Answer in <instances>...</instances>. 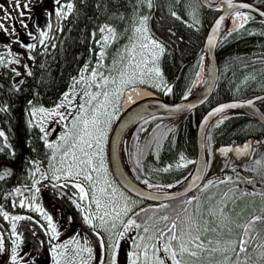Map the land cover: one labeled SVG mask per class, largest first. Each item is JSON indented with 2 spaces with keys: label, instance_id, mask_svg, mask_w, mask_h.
Returning a JSON list of instances; mask_svg holds the SVG:
<instances>
[{
  "label": "snow or ice",
  "instance_id": "snow-or-ice-1",
  "mask_svg": "<svg viewBox=\"0 0 264 264\" xmlns=\"http://www.w3.org/2000/svg\"><path fill=\"white\" fill-rule=\"evenodd\" d=\"M29 3H25L23 9H28ZM53 3L56 7L46 13L47 23L41 25L37 22L33 32L28 30L29 25L24 22L25 12L20 7V0H14L15 7L19 10L21 17L20 24L28 30L27 35L33 41L31 43L26 44L19 39L15 26L9 31L5 24L0 22V31L9 37L15 36L16 39L12 43L19 44L21 48L25 49L28 59L31 61H35V56L31 53L38 45L43 46L45 52L50 44L52 47L56 46L52 43L50 33L63 31L62 28L55 26L51 18L54 16L64 20L74 11V0H53ZM129 3L132 12L130 17L118 12L112 13L109 17V19L121 22L128 21L122 32L118 31L116 25L105 22L90 33L91 41L99 49L95 52L96 61L93 64L89 58L83 64L82 68L78 70V75L71 77L68 90L62 93L58 102L54 103L52 107H45L34 99L28 100V107L25 109L28 116L26 123L29 129L39 130L41 134L39 139L43 141L44 147L50 150L48 168L43 169V164L39 160L26 159L25 177L30 182L14 187L11 191L0 195V199L10 200L12 208H27L41 214L47 222L46 227L45 225H41V227L45 228V234L49 236L48 243L51 246L53 264H91L94 257L93 248L87 238L83 240V243L77 237L59 244L52 243L58 239L60 232L56 223L53 222L52 216L36 202L37 196L35 195L40 192L38 185L48 179L71 181V186L78 190L79 200L86 204L83 209L86 212L83 217L85 223L93 228H102L108 234L107 242L103 238L100 239L99 264H105V259L106 264H119V250L121 241L124 239L131 240V249L127 253V264H264V234L257 227L264 225V215H251L247 220H242V213H236L234 206L229 208V204L235 205V201L241 196L255 195L256 193L243 192L238 187H233L223 193L219 199L215 194L208 195L204 202L194 195L181 201L178 207L160 204L158 210L171 209V211L157 214V209L141 208L139 211H133L138 202L131 200L122 192L119 193L118 198V189L112 186L107 179L103 181L107 187H98L101 183L100 174L106 173L104 141L107 129L112 119L116 118L123 95L141 85L156 88L163 91L165 95L172 92V87L167 85L159 66V61L166 53V46L154 38L148 26L151 10L156 6L155 0H129ZM196 3L223 12L216 19L207 38L206 48L209 49L216 46L218 38L226 40L233 35L232 32L227 31L226 24V21H230L233 16L237 18L242 16L245 21L238 25L235 30L237 33L244 30L246 23L253 19L249 12L241 11L252 8L247 3L237 4L233 0H196ZM174 4L176 6L186 5L188 14L193 18L194 23L187 24L178 12L172 9H170L171 17L185 23L188 27L199 24L197 18L199 9L192 8L189 0H174ZM96 7L100 8L101 5L98 3ZM145 8L149 14L144 13L143 9ZM255 11L260 17H264V11L258 9ZM5 12L6 19L15 20L10 12L7 10ZM169 32L171 35H175L171 29ZM122 36L127 38L128 43L118 48L111 57V64L106 65L108 49L113 44H117ZM5 48L7 55L0 54V67L9 68L15 64L21 65L25 70L22 73L17 67L10 68L13 73V86L9 91L19 93L22 91L21 86L25 83L23 76L31 77L33 72L28 64H22V53H13L11 44H5ZM89 53H93L91 47ZM204 60L205 56L201 55L200 61L196 65L197 69ZM195 75H199L198 70ZM201 83H206V81ZM0 88H3V85H0ZM34 96L38 97L39 93H34ZM78 97L79 100H77ZM184 98L187 99V96ZM255 99L264 100V97ZM246 104L252 106L254 100H248ZM241 106L243 105L238 103L220 105L208 113L203 123L207 125L210 119L216 115L224 113L227 109ZM188 107H192V105ZM179 108L180 106H176L177 110ZM8 111L7 103L0 102V113ZM140 119L144 120L146 124L149 123V120L142 115ZM53 123L61 125L63 130L55 140H50L49 137L56 131L55 128L49 127ZM223 123L224 119L220 120L216 127H220ZM160 127L159 124L156 125L157 129ZM166 131L170 132L172 129H166ZM0 138H2L0 139V154H6L11 161L7 165L0 166V181H6L14 175L12 163L15 162L16 152L8 142L9 138L3 129H0ZM154 142L158 148L163 146L159 135L154 137ZM250 148L251 145L246 144L244 149L229 147L221 148L219 151L225 155L232 151H235L237 155H250ZM137 163L139 165V160ZM191 163L194 162L186 160V157L181 153L175 167H187ZM173 167L174 165L169 164L162 169H156V171L167 173ZM249 171L256 173L261 180H264V158L254 160L253 167ZM201 179H203L202 176L196 177V180ZM79 180L88 184L87 190L83 184L77 182ZM238 182L253 185L256 183L255 179L237 176V180H233L232 177H225L218 181H206L200 191L203 194L210 186L237 185ZM143 183L147 185L148 189L173 187V185L152 184L147 179ZM195 183L193 181L189 184L185 191L191 190ZM56 186L53 185V187ZM59 186L66 187L67 185ZM196 187L199 188V185ZM26 193L33 194L29 197ZM260 194L264 195V192ZM165 195L167 194L165 193ZM12 197L18 199H11ZM146 198L159 200L160 197L148 193ZM93 206L95 215L92 211ZM77 207H81V205L77 204ZM234 213L236 219H233ZM0 217L10 224V228L6 230L3 229V225H0V257L7 251V264H35V258L29 260L27 253L21 255L24 233L18 231L19 222L31 221L32 217L10 214L2 203H0ZM233 228L239 229L235 238L232 236ZM130 233H134V235H129ZM225 234H227L226 239L224 238ZM96 235L99 237L98 232ZM217 256L221 259H217Z\"/></svg>",
  "mask_w": 264,
  "mask_h": 264
},
{
  "label": "trees",
  "instance_id": "trees-1",
  "mask_svg": "<svg viewBox=\"0 0 264 264\" xmlns=\"http://www.w3.org/2000/svg\"><path fill=\"white\" fill-rule=\"evenodd\" d=\"M264 9V0H248ZM101 7L97 8L96 4ZM192 8H198L197 18L199 24L188 27L185 23L175 20L170 15V9L176 10L187 24H193V18L188 14L187 6H176L174 0H155V7L151 10L149 20L150 33L166 46V53L161 58V69L163 75L172 87V92L163 96L170 100H179L189 93L196 78V65L200 61L204 39L207 30L219 11L205 6H200L196 0H189ZM145 14L148 10L143 9ZM123 13L130 17L131 4L129 0H74V11L67 19H58L57 28L63 31L52 33V43L45 52L43 46H37L31 54L35 61L22 62L30 66L33 75L23 76L25 83L21 86L19 93L10 92L13 86V73L10 68L0 67V102L7 103L9 111L0 113V129H3L8 136V142L16 152L15 162L12 163L14 175L6 181H0V195L11 191L14 187L30 181L25 177V160H39L43 169L48 168V156L50 150L44 147L43 141L39 139L40 133L36 128L29 129L26 123L28 118L25 109L28 107V100L34 99L45 107H52L58 102L62 93L68 90L71 77L78 75V70L91 58L92 63L96 61L95 52L99 49L91 41L90 33L105 22L117 26L118 31H123L128 21L121 22L116 19H109L112 13ZM253 19L246 23V28L237 33L235 29L229 30L233 35L226 40H221L217 47V58L219 62V78L212 96L203 105L194 109L186 115H156L144 123L146 128L143 135L138 138L142 125L132 129L126 145V161L133 174L140 180H149L152 184L172 185L182 180L191 167L176 168L175 164L182 153L186 157L196 156V128L202 114L218 102L232 98H246L254 94L264 92V21L258 20V16L250 13ZM169 29L175 33L171 35ZM198 29V30H197ZM253 33V34H250ZM99 38V37H97ZM181 38H183L181 40ZM127 38L122 36L117 44L108 49L106 65L111 64V57L118 48L127 44ZM93 53H89V48ZM15 52V51H14ZM201 65V63H200ZM200 67V66H199ZM20 79V78H16ZM38 92L39 96H34ZM79 100V97L77 98ZM155 117V119H153ZM246 119L249 116L234 114L224 120L220 127L212 125L209 129L208 138L210 143H224L230 140H242L244 134L250 133L246 127ZM159 124L160 129L156 128ZM49 127L56 131L49 137L55 140L63 130L61 125L50 124ZM249 127V126H248ZM166 129H172L167 132ZM159 135L162 147H157L154 137ZM2 139V138H0ZM35 149V151H33ZM157 153L159 158L157 159ZM139 160V165L137 161ZM11 163L6 154H0V166ZM172 164L174 167L167 173L156 171ZM51 183L43 180L38 187ZM232 184H223L218 187H209L205 193L196 196L202 202L210 194H215L217 199L233 188ZM243 191V188L238 187ZM33 193H26L29 197ZM36 194V193H35ZM231 195V193H229ZM239 195V193H237ZM191 195L178 199H170L160 202H148L135 211L144 209H157L160 204H169L178 207L181 201L191 198ZM11 199H18L12 197ZM250 199V198H248ZM248 199L246 202H248ZM5 205V210L10 214L19 215L23 213L22 208H12L10 200L0 199ZM231 204V203H230ZM229 204V205H230ZM244 206V204H243ZM231 206L230 208H232ZM235 212L241 205L237 204ZM167 210H158L157 214H163ZM151 214V213H149ZM235 216V213L233 214ZM3 229H9L10 224L0 217ZM20 228V225H18ZM129 235H134L130 233ZM227 238V235L224 237ZM123 249L127 253L131 249V240H122ZM8 253L6 252L5 255ZM5 258L3 259L4 262Z\"/></svg>",
  "mask_w": 264,
  "mask_h": 264
},
{
  "label": "flooded vegetation",
  "instance_id": "flooded-vegetation-1",
  "mask_svg": "<svg viewBox=\"0 0 264 264\" xmlns=\"http://www.w3.org/2000/svg\"><path fill=\"white\" fill-rule=\"evenodd\" d=\"M13 1L14 0H0V6H2V8H0V22L4 23L5 26L9 29V31H11L13 26H15L19 39L24 41V43L26 44L31 43L33 41H31L28 37L27 31L31 30L34 32L37 22H39L41 25L46 24L48 21L46 13L51 12L56 7V5L53 3V0H30V3L29 0H20L21 9H23L25 3H29L28 9H23L25 14L29 12L28 17H31V19H24V22L29 25L28 30H26L20 24L19 10H17L16 7L13 5ZM5 10H7V12H10L11 15L15 17V20L6 19ZM51 19L57 27L58 19L54 16ZM50 35H52V33H50ZM15 39V36L9 37L5 35L3 31H0V54L7 55V49L5 48V44H11L13 53H22V62H29L28 53L26 52V50L21 48L19 44L12 43V41ZM14 66L19 68L22 73L25 71L21 65L14 64ZM257 104L264 111V100L258 101ZM194 109L184 114L171 115H186ZM204 114L205 112L202 114L201 118ZM240 114L247 115L250 117V115L244 112H241ZM151 117L152 116L146 119L149 120ZM201 118L199 119V122ZM245 123L248 130L250 128L252 129L250 133L248 132L244 134L245 136H242V140L240 141L230 140L228 142L219 144L212 142L210 143L208 138L209 132L206 138L209 156V168L207 170L205 178L206 180L209 179L210 176L213 175V173H217L216 175H214V177L218 178V180L219 178L224 179L225 177H232L233 180H237V176H239L245 179H255L256 181L254 185L247 184L244 182H238L237 185H233L236 187L243 188V192L256 193L255 195L241 196L235 201V205H229L230 208L231 206H236L238 204V200L243 198H250L249 200L252 201L251 207L254 208L252 209L249 215H245V210L242 207H239L236 210V213H243L241 217L242 220H247L251 215H264V195L260 194L264 192V180H261V178L256 173L249 171V169L253 167L254 160L264 158V125L251 117L250 119H246ZM143 124L144 120H142L136 125H142L141 130L138 133V138H140L146 130ZM249 138H252L253 141H259L257 144H252L250 155H241L240 157H237L230 153L229 156L224 158L220 157L218 153H216V148L220 145L231 143H243ZM54 184L57 186L53 187ZM62 184H66L67 186L60 187L59 185ZM71 184L72 182H59L57 184L47 183L46 186L40 187L39 193L35 194L37 196L36 202L44 209L45 212L52 216L53 222L56 223L57 229L60 232L58 239L53 241L52 243L59 244L62 242H67L73 237L79 238L81 240V243H83V240L87 238L90 242V246L93 248L94 258L92 259L91 264H99L101 255L100 239L102 238V236H100L98 228H93L87 223H85L83 217L86 212L83 209L86 207V204L79 200L78 190L72 187ZM196 191L191 192L189 195L196 196L201 193V191L197 193ZM77 204H80L81 207H77ZM19 215L32 217L31 221L19 222L20 228L18 227V231H23L24 233V243L21 245V255L27 253V259L31 260L32 258H35V264H53L52 254L50 251L51 246L48 243L49 236L45 234V228L41 227V225H45L46 227L47 222L42 218L41 214L30 211L27 208H24L23 213ZM233 219H236V215H233ZM257 227L261 231V233L264 234V225H258ZM238 231L239 229H233V238L236 237ZM97 232L99 233V237L96 235ZM123 247L124 246L121 241V248L123 249ZM124 256L125 251L123 250L122 254L119 255V259L125 261ZM219 258L220 257L217 256V259Z\"/></svg>",
  "mask_w": 264,
  "mask_h": 264
},
{
  "label": "water",
  "instance_id": "water-1",
  "mask_svg": "<svg viewBox=\"0 0 264 264\" xmlns=\"http://www.w3.org/2000/svg\"><path fill=\"white\" fill-rule=\"evenodd\" d=\"M234 3H247L252 6L251 9H242L241 11H249L254 14H256L259 17V20L264 21V17H260L258 12L255 11V9H258L259 11H264L263 8L259 7L258 5L248 1V0H233ZM207 7V6H205ZM209 8V7H208ZM215 9V8H212ZM223 12L220 11L217 17L214 19V21L209 26L202 50L205 52L206 56V66L204 71V77L200 81L199 85L193 89L192 93L187 96V99L184 100H168L163 97H149L142 101H140L138 104H136L134 107H131L124 111L117 121L115 122L113 129L110 133L109 140H108V158H109V164L110 169L119 183V185L126 190L128 193L132 194L135 197H138L144 201L148 202H160L170 199H178L181 198L189 193H191L194 190H197V192L200 191L201 188H203V185L208 180L215 181L216 178H211L206 181V173L208 170V164H209V156H208V150H207V132L209 127L211 126L212 122L221 114L216 115L215 117L211 118L209 121V124H204V119L210 113L214 108L229 104V103H238L243 106L227 109V111H239L244 112L248 115H250L252 118L257 120L259 123L264 125V111L261 109V107L257 104L259 99H255L256 97H264V92L257 94L255 96L246 98V99H230L227 101L220 102L213 107H211L209 110L205 112L203 117L201 118L196 131V158L197 161L194 164L193 169L187 175V179H182L176 186L166 189V190H157L154 188L148 189L147 185L140 182L133 174L129 166L127 165L126 159H125V140L128 132L142 119H140V116H144L145 118L151 115L156 114H184L189 112L190 110L199 107L204 102H206L211 95L214 92V89L216 87L218 77H219V63L217 58V47L220 42V39L218 38L216 46L213 48H206V41L208 36L211 33V29L216 21V19L222 15ZM228 21H226V24ZM223 35V33H221ZM202 81H206V83H201ZM248 100H254V104L252 106H248L246 102ZM189 105H192V107H188ZM176 106H180V108L177 110ZM224 112V113H225ZM223 114V113H222ZM210 125V126H209ZM258 140H252V138H249L245 140L243 143L238 144H224L220 145L216 148V153L220 157H227L229 154H233L234 156L240 157L241 155H237L235 151L228 152L227 155L221 153L219 150L221 148H241L244 149V146L246 144H250L252 147V144H257ZM251 148L249 149L250 152ZM246 156V155H242ZM206 165V166H205ZM203 169V171H200ZM216 174V173H213ZM202 176L203 179L196 180L197 176ZM193 181H195V185H193L192 189L189 191H185L187 186L191 184ZM196 185H199V188L196 187ZM143 193V195H140ZM148 193H152L154 195H159V200H153L146 198ZM165 193L167 195H165ZM174 197V198H173Z\"/></svg>",
  "mask_w": 264,
  "mask_h": 264
},
{
  "label": "rangeland",
  "instance_id": "rangeland-1",
  "mask_svg": "<svg viewBox=\"0 0 264 264\" xmlns=\"http://www.w3.org/2000/svg\"><path fill=\"white\" fill-rule=\"evenodd\" d=\"M12 3H13V5L15 6L14 1H13ZM28 16H29V12H28L27 14H25L24 19H27ZM20 20H21V17H20ZM228 30H230V29H228ZM159 66H160V68H161L160 61H159ZM163 78H164V80H165L164 75H163ZM165 81H166V80H165ZM146 86H147V85H146ZM121 113H122V111H121V103H120L119 106H118V111H117V113H116V118L112 119V121H111V123H110V125L108 126V129H107V135H106V138H105V141H104V164H105V168H106V173L102 172V173L100 174V175H101V183L98 185V187H107V185H105V184L103 183V181H104L105 179H107V180L112 184V186H114V187H116V188L118 189V192H117V197H118V198H119V193L122 192V193H124L125 196L129 197L131 200H135V201L138 202V203H137V206H135V207L133 208V211H135V210L138 209L140 206L144 205V202H143L141 199H138L137 197H135V196H133L132 194H130V193H128L127 191H125V190L119 185V183L116 181L115 177L113 176V174H112V172H111L110 164H109V158H108V140H109V136H110V133H111V131H112V129H113V126H114L116 120L119 118V116L121 115ZM231 114H232L231 112H228V113H226V114H222V115L220 116L219 121L222 120V119H225V117H227V116H229V115H231ZM219 121H218V122H219ZM218 122H215V123H218ZM93 175L95 176V173H94ZM61 180H64V179H61ZM53 181H55V180H53ZM77 182L83 184V186L86 188V190L88 189V187H89L88 184H87L86 182H84L83 180H79V181H77ZM98 195H99V193H98ZM246 200H247V198L240 199V200H238V204L242 206V208L245 210V215L247 216V215H249V214L251 213V211H252V209H253L254 207H251V204H252V201H251V200L248 199V202H246ZM120 202H121V204L123 203L122 200H121ZM243 204H244V206H243ZM92 211L95 213V208H94V206H93ZM242 214H243V213H242ZM0 225H2V224L0 223ZM233 229H235V228H233ZM98 231H99V233H100V236H102V238L104 239V241L107 242V236H108V234H107L102 228H98ZM7 242H8V240H7V238H6V243H7ZM6 246H7V244H6ZM6 252H7V251H6ZM6 252L4 253V255H3L2 257H0V264H7L8 254L5 255ZM122 252H123V250H122V248L120 247L119 255H121ZM100 257H101V255H100ZM4 258H5V260H4V262H3V259H4ZM219 259H221V257H220ZM105 264H106V259H105ZM119 264H127V263L124 262V261H122V259H119Z\"/></svg>",
  "mask_w": 264,
  "mask_h": 264
},
{
  "label": "bare ground",
  "instance_id": "bare-ground-1",
  "mask_svg": "<svg viewBox=\"0 0 264 264\" xmlns=\"http://www.w3.org/2000/svg\"><path fill=\"white\" fill-rule=\"evenodd\" d=\"M244 22L245 21L242 16L239 18L233 16L231 20L228 21L227 23V29L237 28L238 25ZM205 66H206V60H204L202 64L200 74L195 83V87L199 85L200 81L204 77ZM155 96H157V93L152 89H150L149 87H147L146 85L138 86L134 90H129L123 95L121 102V111L134 107L136 104H138L140 101L146 98L155 97Z\"/></svg>",
  "mask_w": 264,
  "mask_h": 264
}]
</instances>
